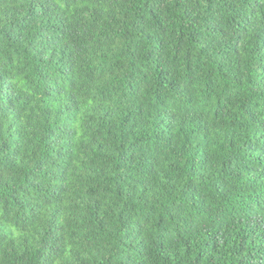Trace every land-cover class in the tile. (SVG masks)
I'll list each match as a JSON object with an SVG mask.
<instances>
[{"label":"trees","instance_id":"obj_1","mask_svg":"<svg viewBox=\"0 0 264 264\" xmlns=\"http://www.w3.org/2000/svg\"><path fill=\"white\" fill-rule=\"evenodd\" d=\"M0 264H264V0H0Z\"/></svg>","mask_w":264,"mask_h":264}]
</instances>
